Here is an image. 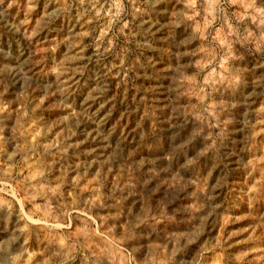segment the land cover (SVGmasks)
Wrapping results in <instances>:
<instances>
[{"label": "rangeland", "instance_id": "obj_1", "mask_svg": "<svg viewBox=\"0 0 264 264\" xmlns=\"http://www.w3.org/2000/svg\"><path fill=\"white\" fill-rule=\"evenodd\" d=\"M0 264H264V0H0Z\"/></svg>", "mask_w": 264, "mask_h": 264}]
</instances>
